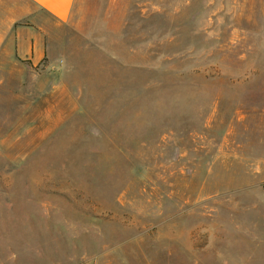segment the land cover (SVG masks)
I'll return each mask as SVG.
<instances>
[{
    "label": "rangeland",
    "instance_id": "1",
    "mask_svg": "<svg viewBox=\"0 0 264 264\" xmlns=\"http://www.w3.org/2000/svg\"><path fill=\"white\" fill-rule=\"evenodd\" d=\"M35 8L0 0L50 56L0 121V264H264V0Z\"/></svg>",
    "mask_w": 264,
    "mask_h": 264
},
{
    "label": "crops",
    "instance_id": "2",
    "mask_svg": "<svg viewBox=\"0 0 264 264\" xmlns=\"http://www.w3.org/2000/svg\"><path fill=\"white\" fill-rule=\"evenodd\" d=\"M29 1L35 5L34 11L39 16L43 15L49 21L56 23H66L72 15L76 0ZM45 58L50 56L47 32L43 29L36 26H18L11 32H0V121H26L30 111L28 105L43 101L45 74L38 66ZM54 68H50L51 75L47 74V76L51 81L52 77L56 76L54 80H56L55 88H57L58 74H53ZM51 118H53L52 110L45 114L43 110H40L39 115L33 119ZM26 129L25 127L24 131Z\"/></svg>",
    "mask_w": 264,
    "mask_h": 264
}]
</instances>
